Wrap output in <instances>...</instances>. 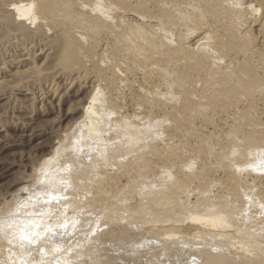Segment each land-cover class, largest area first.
Instances as JSON below:
<instances>
[{
  "label": "bare ground",
  "instance_id": "1",
  "mask_svg": "<svg viewBox=\"0 0 264 264\" xmlns=\"http://www.w3.org/2000/svg\"><path fill=\"white\" fill-rule=\"evenodd\" d=\"M52 1L53 0L44 1L42 4L36 6L33 2L27 3L25 0H16L15 2H10V4L7 3V6L4 5L6 7H4V10L12 15L14 22H18L17 27L12 29V31L25 37L27 35L25 32L29 30V27H26L28 24L37 23L39 17H43L44 20H42V22L47 20L52 24V22H54L53 20H55L57 23L58 21L55 18L58 16V20H60V17L63 18V20H68L69 25L74 26L72 29L77 30L74 32H78V37L76 36V38L83 42V44H87L86 41L88 40L86 37L88 35L85 37L84 35L86 34H84V31L98 34L106 30L107 33L112 36L119 32L124 22L121 17V23L114 24V21L119 16L116 18L114 17L113 19L115 20L113 21L111 17L113 14L109 12L111 10L117 11L116 5L113 4V0L112 2L109 0L110 3H107V0H96L90 2V4L87 2L89 5H92V8L91 6L89 8L87 3V5L80 6V9L84 11L85 9H91L90 12L93 17H90L86 13L87 11H82V14H80L81 12L78 13V11L74 9V6V8H72V5L75 4L73 0H70L71 7L69 0L62 2L59 0L60 3L57 0L56 2L59 3L57 5L62 9L60 10L58 8V10L63 12L59 13V11L57 13V5ZM78 1L81 2V0ZM142 1L145 0H138V2ZM231 1L233 2V0H211L212 5L217 9H222L223 12L227 11L228 4L230 6L234 4L231 3ZM255 2L260 3L261 0H247L245 3H241H243L242 5L247 4L245 9H249L250 11V9L254 8L253 3ZM115 4L117 3L115 2ZM166 4L167 2L164 0H159L156 7L162 8L166 6ZM191 4L192 3H190V5ZM190 5L188 4L186 6ZM233 6L231 8H234ZM108 9L110 10L108 11ZM114 11L112 12L114 13ZM233 11H236V9ZM241 11L243 10H238L237 13L233 12V14L228 15L227 19H225L226 21L224 20L227 26H224L226 28L230 27L231 29L235 27V32L237 34L239 33L237 30H243V28H245L244 26L248 25L246 28L247 30L244 33H239V37L238 35H234V37H236L233 40L236 42L239 40L238 43L233 42L230 45H226L224 48H222L223 38L221 37L217 38L215 43L212 42L210 44L211 41L209 42V40H212V29L215 30L214 27L218 23L216 20L219 21L218 18L215 20L216 24L212 23L214 22L213 20L211 23H206L198 20L195 15L189 14L183 18V23L167 25L165 19L159 14L151 15L150 17L141 16L140 19L145 25H137L134 27L135 31L140 33V40L136 43L135 50L133 51L134 53H131L133 54L132 58L135 57L136 59L133 63L136 62L138 64L140 63L138 60L144 58L142 63L144 60L147 64L150 61V66L158 68L160 74L157 75L158 77L156 80L158 84L156 86L159 89H161L160 87L166 88L168 91H164L167 96L176 94L173 93L175 87H178V89L183 88L184 92H188L187 95L189 100L199 104L211 99L220 98L221 96L229 98V94H233V92L237 90H242L243 93L237 99L248 102L246 99L260 92L259 90L251 91V89H256L253 85L256 84L257 81L264 80V18L260 19L258 22L250 21L251 18L248 17L251 14L249 16H244L247 13L243 15ZM258 11L257 9V13ZM108 13H111V15L109 14L108 16ZM227 13L225 15H227ZM47 21L45 24H50ZM59 22L58 25L61 23ZM41 24L42 23L39 25ZM45 24L43 25L45 26ZM58 25L55 26L57 27ZM49 26L50 25H48V27ZM41 28L39 29L41 30ZM45 28H47V26ZM54 28H52V25L50 26L53 32L54 30L56 31L58 27ZM235 28H233V30ZM173 29H179L180 31L183 29V37L181 36L180 40L176 38L179 40L177 41L175 39L174 43H176V41L178 42L176 44H172L173 39L171 36L173 34L171 30ZM251 29H253L257 36H260V40L259 37L257 38L259 41L257 50H252L253 48H251L252 46L254 47V45L251 46V44H255L256 38H254V41H249L250 39L248 40V38H246L248 33L252 32ZM175 30H173V32ZM180 35L181 34L178 35L179 38ZM256 35H253V37ZM79 37L81 39H79ZM247 41L248 43L253 42L248 45ZM107 44H105L106 46H104V49L100 50L107 51L110 48V44ZM231 46L235 48L229 51ZM255 47L257 48V46ZM24 49L23 52H25V50L27 52L20 53L19 51L22 55H19L18 58L16 56V62H25L29 60L28 56L33 55L28 51L29 49ZM123 50L125 49L119 48L116 51L119 54L123 52ZM146 52L149 53L148 57H145ZM13 55L15 56V54ZM178 56H181V59H178ZM224 56H227L228 59L226 60ZM126 57L128 56L126 55ZM105 58L104 60L106 61ZM122 58L121 62H123ZM255 59L256 61L253 62ZM117 60L116 64L113 63L115 66L112 64L113 68L110 66L112 68L111 75L113 79L121 78L126 71L130 70L127 68L124 74H122V70H120L122 63L120 64ZM132 60L134 59H131L130 62H132ZM105 61L104 63H106ZM108 61H110V59ZM249 61H252V63L256 65H253V68H251V62L249 63ZM125 63L127 62L125 61ZM125 63H123L125 65L124 67H127L128 65ZM181 63H183V65H179ZM34 67L36 66L34 65ZM129 68H131V66ZM147 68L148 67L145 69ZM122 69L124 70L123 67ZM151 70L149 69V71ZM33 71L36 73L35 68L32 72ZM156 74L157 73H155V75ZM155 75L153 74L152 76ZM152 76L147 78L148 86L153 80ZM112 77L110 81H112ZM109 78L110 77H108V79ZM125 78L127 77L125 76ZM122 79H124V77ZM102 80L105 81L104 78ZM106 81L108 82L109 80ZM114 83L117 84L116 81H114ZM144 84L146 85L147 83L145 82ZM189 85L195 88L197 87L196 89L200 87V93L197 92V94L196 91L190 93L189 91H192L190 89L194 87L188 90ZM156 86L155 88H157ZM195 88L194 90H196ZM41 90L40 88L38 90H24L28 92L24 95H28L29 97L37 96L40 98L46 95L45 90H43L44 92ZM143 90L144 88H142L141 91ZM179 90H177L178 92L175 90L177 94ZM158 91L162 93L160 90ZM161 91L163 90L161 89ZM145 92H147V89ZM43 93L45 95H43ZM159 93L158 95H160ZM162 94L164 95V93ZM151 95L150 97L155 96V94ZM254 98L256 99V97ZM113 99L114 98H112V102ZM255 99L253 100L255 101ZM153 101H148L152 106H148L150 110H147V115L140 118L145 113L144 111L141 116L140 114L139 116H137L138 114L133 116L136 121H142V123L139 124L130 122L132 119L129 120V117H127L128 115L116 114L115 111L109 107V103H107L108 106H106V101L100 100L99 89L89 97L87 104H83V114H81L79 119H75V123L72 125L74 126L73 130L71 132L68 130L70 133L62 136V139L57 142L58 147H55L56 149L53 150L55 151L54 156L50 158L44 157L46 159H43V161L41 160L42 162L39 164L38 168L36 167L35 173H32L36 177L35 185L38 187L35 186L36 188L29 190V197L23 202H19L12 211H9L7 214H5L3 210L0 211V264H120L123 262L128 252L132 253L134 257L139 256L142 258V255L140 256V253L138 254L140 248L142 250L141 254H145L146 258L147 256L148 258H152L155 264H264V235H262L264 231L261 230L258 224L252 226L254 224L251 222L253 220L258 221L257 219L262 218L261 224L264 225V215H260L261 217L258 216L260 218H254L253 220L252 218H248L244 223L241 222L242 224H238L232 220V215L228 210L222 209L223 206L214 202L213 198V203L211 202V205H200L203 207L202 212L199 209L200 206L198 207L199 210L196 211L190 209L189 213L185 216L183 224L178 229L163 231L160 234L156 233L160 230H155V228L159 229L165 227V223L161 221H151L150 219H148V221H143V219L147 220V218L152 217V213L144 212L146 207L152 203V199L156 195L166 191L168 186L166 181L167 179L168 181L172 179V174L167 171L168 169L166 170V167H160L161 170L163 169L162 175H167L165 184L156 185L152 179L149 181L147 180L148 178H146L139 187L136 186L141 183V181H139V178H141V167L138 168L134 161L130 160L129 155H139V153L148 148L153 141L154 125L149 122V118L153 117L151 116L153 115L151 113L154 112H152V110L159 106L155 104L156 101ZM108 102L110 101L108 100ZM164 104L162 106L166 107L167 105ZM172 109H175V107ZM172 109L170 111L167 110L168 113H171ZM242 109L244 108L242 107ZM247 110L245 112V110L238 109L235 113L230 112L231 117L246 118L257 116V111L255 113L254 110V112H247ZM119 111L117 112L119 113ZM172 112H176L175 115H183L181 109L176 108L175 111ZM164 115H167V113ZM135 119L132 121H135ZM3 130L4 129H0V134ZM160 135L161 134H159V136ZM164 142L163 144L166 146ZM254 152L255 151H252L251 154H258V158H264V149H259L255 153ZM102 162L106 163L107 171L104 175H101V179H99L100 165ZM145 166L147 169L149 168L148 171H150L152 167L151 159L146 161ZM108 167L110 168L109 171ZM121 169L126 170V173L124 172L122 174L126 176L128 181L126 185L124 184L120 187L117 179L120 178L118 172H120ZM158 174L157 177L162 176ZM164 176L163 179L165 180L166 177L164 178ZM96 178H98L100 182H98ZM237 183L236 185L241 187V184H239L241 182ZM231 184L227 186L229 187ZM28 188L29 187L24 186L22 189L25 191ZM157 188H160L159 191H154ZM249 188L252 192L258 190L257 185L250 186ZM226 191H228L227 194L230 193V190L226 189ZM127 195L129 200L124 202L121 197L123 196L125 198ZM135 197L139 199L138 206L136 207L135 205L136 208H134V205L131 204V206L133 205L131 208L128 206V203L135 199ZM256 221H254L255 224L257 223ZM142 228L149 229V231L154 229V231L151 230L150 233L147 234L146 231V233L140 232ZM154 235L159 237H155ZM24 236H27L28 239H23L22 237ZM194 242L198 244L195 243V245L193 244ZM208 242H210V246L211 242L215 243V246L210 247L209 244H207ZM223 242H225L226 247L227 244H229V249H224L225 244ZM223 244L224 247H221ZM207 246H209V248H207ZM147 263L149 264V262L145 264Z\"/></svg>",
  "mask_w": 264,
  "mask_h": 264
},
{
  "label": "rangeland",
  "instance_id": "2",
  "mask_svg": "<svg viewBox=\"0 0 264 264\" xmlns=\"http://www.w3.org/2000/svg\"><path fill=\"white\" fill-rule=\"evenodd\" d=\"M15 1L16 0H0V129H4L0 134V211L3 210L5 214L12 211L16 205L19 204V202H23L29 197V190L38 187L35 185L36 177L33 175L36 171L35 169L38 168L43 159L54 156L55 151L53 150L58 147L57 142L62 139V136H65V134H68L73 130L74 126L72 125H74L73 123H75V119H79L81 117L84 105L87 104L89 97L92 96L97 89H99L100 100H105L106 106H108L107 103H109V107L112 108L116 114H125L124 116L128 115L127 117H129V120H134V115L138 114L137 116H139L140 114L141 116L144 111L145 113L140 118L147 115V112L150 110L148 106H152L149 102L154 100L156 101L155 104L159 105L157 108L155 107L152 110V112L154 111L151 113L153 114L151 115L153 117L149 118V122L154 125L153 141L151 145L145 150H142L139 155H129L130 160L134 161L138 168L141 167V178H139L141 183L137 184V187H139L146 178H148L147 180L149 181L152 179L156 185L165 184L167 175H162L163 169L161 170L160 167H166V170L168 169L167 171L172 174V179L169 181L167 179L168 182L166 181L168 185L166 191L156 195L152 199V203L144 210V212L152 213V217L147 218V220L143 219V221H148V219H150L151 221H161L162 223H165V227L159 229L155 228V230H160L156 233L161 234L163 231H171L180 228L190 209L193 211L200 209L202 212L203 207L200 205H211L213 203V198L214 202L223 206L222 209L228 210L235 223L242 224L248 218H252L253 220L254 218H260V215H264V158H258V154H251L252 151L256 152L259 149H264V80L257 81V83L253 85L256 89H251V91L259 90L260 95L257 94V92L255 96H251L252 98L250 97L246 99L248 102L237 99L243 93L242 90H237L233 92V94H229V98L221 96L217 99H211L209 101L196 104L194 101L189 100L187 95L188 92H184L183 88H179V90L178 87H175L173 93L176 94L167 96V94H165V91L167 90L166 88L160 87L163 90L161 91V89L156 86L158 84L156 80L158 77L157 75L160 74V72H158L159 69L150 66V61L148 64L147 62H144L145 60L142 63L144 58H142V60H138L140 61L138 64L136 62L133 63L136 59L135 57L132 58L133 54H131L135 50L136 43L140 40V33L135 31L134 27L137 25H145L140 19L141 16L150 17L151 15L159 14L165 19L167 25L183 23V18L189 14L195 15L198 20L206 23H211L213 20L214 22L212 23L216 24L215 20L217 18L219 21L222 19V22L216 20L218 23L214 27L215 30L212 29V40H209V42L211 41L210 44L212 42L215 43L217 41L216 39L221 37L223 38L222 48H224L226 45L236 42L233 39H235L237 35L239 37L241 33H244L248 26H244L245 28L242 27L244 30L243 31L241 29L240 31L242 32L237 30L240 34L235 32V27H233L235 28L234 30L230 27V29L226 28L225 26L227 25L224 20L227 19L228 15L233 14V12L237 13L238 10H243L241 11L243 15L244 13H247L244 16H249L251 14L248 17L252 19H250V21L258 22L260 19L264 18V5H262L264 4L263 0H261L260 3H253L255 9L252 8L250 11L249 9H245L247 4H245L246 6L242 5L247 0H238L239 2L237 0H233L231 3L234 4H231V6L229 4L227 5L229 9H227L228 13L227 11L223 12L222 9H217L213 6V1L211 2V0H164L167 4L162 8L156 7L159 0H145L142 2H138V0H113V4L116 5L118 12H115L114 10L109 11L110 9H108V11L113 14L111 16L112 19L119 16L116 20L113 19V21L115 20V25L116 23H121L120 20L123 19L124 22L122 27L119 29L117 34L112 36L107 33L106 30L98 34L87 33L84 31V34L86 35H82L85 37L87 35L89 36L86 37L88 40L86 41L87 44H83V42L76 38V36L78 37V32H74L77 30L72 29L74 26H70L68 20H63L61 17L60 20H58V16L55 19L62 23L61 24L59 22V25L58 22H55V20L53 21L56 24L54 22L51 24V22H48L47 20L46 21L50 24H45L46 21L42 22V20H44L43 17H39L40 22L38 20L37 23L28 24L26 26L29 27V30L25 32L27 34L25 37L12 31V29L17 27L18 22H14L12 15L4 10V7L7 6V3L10 4V2L12 3ZM25 1L27 3L33 2L36 6H38L44 1L47 2L50 0ZM53 1L56 5L60 3L59 0V3L56 2L57 0ZM60 1L62 2L65 0ZM73 1H75L76 5L73 3L74 5H72V8L75 7L74 9L77 10L78 13L81 12L80 14H82V11H87L86 13L90 17L92 16L90 12L91 9H85L84 11L80 9V6L87 5V2L90 4V2H94L96 0H81L82 3L78 0ZM108 1L109 0H107V3H110V1ZM115 2L117 4H115ZM190 3L192 4L190 5ZM188 4L190 6H186ZM90 6L92 8V5H89V8ZM232 6L234 8H231ZM256 7L259 10L258 13ZM58 8L62 10L61 7L57 5L56 9L58 10ZM235 9L236 11H233ZM57 10L56 12L58 13L60 10ZM112 11H114L115 14ZM61 12L62 11L59 13ZM111 13H108V16L109 14L111 15ZM226 13L227 15H225ZM121 17L122 19H120ZM40 23L42 24L39 25ZM43 24H45V26ZM53 24L58 25V28ZM48 25H52V28H54V26L57 28L56 31L54 30L55 33L53 32V29H50V26L48 27ZM46 26L47 28H45ZM39 28H41V30ZM173 30H171V33L173 34H171L173 39L172 44L176 38L180 40L181 36L183 37V29H181V31L177 29L179 31L175 30V33ZM251 30L252 32L248 33L246 38H248V40L250 39L249 41H254V38H256L254 42L256 45L252 43L253 41L250 43H252L251 46H257V48L252 46V50H257L259 47V41L257 38L259 37L260 40V36H257L253 29ZM177 34H181L180 38ZM234 35L236 36L234 37ZM253 35L256 36L253 37ZM15 37H18L19 40ZM80 37L79 39H81ZM177 41L176 43H178ZM238 42L239 40H237L236 43ZM107 43L110 44V48L107 50L108 52L100 50L104 49V46H106L105 44ZM250 43H248V45H250ZM22 48L29 49L28 51L33 55L28 56L29 60L18 63L15 58L16 56L18 58L19 55H22L20 54L23 52ZM119 48L125 50L118 54L116 50ZM234 48V46H231L229 51H232ZM26 52L27 51L25 50L23 53ZM13 54H15V56ZM126 55L128 57H126ZM148 55L149 53L146 52L145 57H148ZM98 58L102 59L99 60ZM121 58L123 62H121ZM224 58L226 60L228 59L227 56H224ZM109 59L110 61H108ZM123 59L127 63H125ZM131 59L134 60L130 62ZM178 59H181V56H178ZM116 60L119 61L120 64L122 63V66L120 65L122 74H124L127 68L130 70L126 71V75L124 74L121 78H114V80L111 75V69L113 68L112 64L117 63ZM104 61L106 63H104ZM255 61L256 59L253 62ZM123 63L129 67L131 66V68L128 66L124 67L125 65ZM249 63L252 66L251 68H253V65H256L252 63V61H249ZM114 64L113 66H115ZM34 65L36 67H34ZM179 65H183V63ZM145 66L150 70L152 68L155 70L152 69L153 71H149L148 68L145 69ZM33 67L35 68L36 73H34L35 71L32 72L34 69ZM149 72H152V75H155V73L157 74L152 76ZM99 74H101L102 77ZM125 76L127 78H125ZM150 76L153 77L150 84L151 87L150 85L148 86L147 81V78ZM108 77L110 78L108 79ZM111 77L113 82L110 81ZM123 77L124 79H122ZM103 78L105 81L102 80ZM106 80H109L110 82H107ZM114 81H116L117 84L114 83ZM123 81L127 82L121 85L124 83ZM145 82L147 83V86L144 84ZM155 86L157 88H155ZM191 87L192 86L189 85L188 90ZM39 88L40 90L44 88L43 90H45L46 94L45 95L43 93L45 96H41V99L37 96L29 97L28 95H24L28 93L25 92L28 91V89L38 90ZM142 88H144L143 91H141ZM194 88L190 89L192 91L189 92L191 93L196 91V93H200V87L198 89H196V87V90H194ZM146 89L147 92H145ZM43 90L41 91L44 92ZM158 90L164 93V95L159 93ZM175 90H179L180 94H177L178 91L176 92ZM149 93L155 94V96H153L154 98L150 97L151 94ZM158 93L160 95H158ZM254 97H256V99ZM112 98H114L113 102ZM253 99H255V101ZM108 100L110 102H108ZM163 104L167 105V109L165 106H162ZM170 106L172 108L175 107V109H181L183 115H175L176 112H172L175 111V109H172ZM241 106L244 109H242ZM160 108H165V113L163 109L161 112ZM236 108L245 110V112L247 109V112H252L254 110L256 113L257 111V116L246 118L231 117V113H235V111L238 110ZM171 109V113H168ZM117 111H119V113ZM162 113H167V115ZM132 120L130 122H136L139 124L142 123V121H136V119L135 121ZM159 134L161 135L159 136ZM163 142L166 143V146H164ZM149 159H151L152 163L150 171H148L149 168L147 169L145 166L146 161ZM100 166L99 179H101V175H104L107 171V165L105 162H102ZM109 169L110 168L108 167V171ZM124 172L126 173V170L121 169L118 173L121 175ZM157 174L162 176H158V178ZM120 175V178L117 177L119 178L117 180L121 187L124 184L126 185L128 180L125 175L122 174V177ZM163 176L164 178L166 177L165 180L163 179ZM244 177L247 181H249L247 182ZM98 178H96V180L100 182ZM237 182H241L239 183L241 184V187L236 185L238 184ZM229 184L231 185L228 187L227 185ZM247 185L249 187L257 185V188L260 191L257 190L252 192ZM22 186H27L29 188L24 191ZM224 188L230 190V193L227 194L228 191ZM157 189L154 191L158 192L160 188L158 190ZM121 199H123L124 202L129 200L128 195L125 198L122 196ZM131 201H129L128 206L132 208L134 205L133 207L136 208L139 202L138 197H135V199ZM131 204L133 205L131 206ZM257 220L258 221H251L252 224H254L252 226L258 224L261 230L264 231V225L261 224L262 218ZM254 221L257 223L255 224ZM151 230L154 231V229ZM145 231L147 234L150 233L149 229L147 230L142 228V230H140V232L143 233H146ZM262 235H264V232ZM195 243L196 242L193 244ZM212 243L213 242H211V246L210 242L207 244H209L210 247L215 246V243ZM223 243L225 244V242ZM224 244L221 247H224ZM209 246H207V248H209ZM228 247L229 244H227V247L225 244L224 249H229ZM221 249L224 250L223 248ZM129 253L130 252H128L127 255ZM139 253L140 256L142 255V258L139 256L134 257L132 256V253H130L128 256L126 255L127 257L125 256L123 262L121 263L145 264L146 262H149V264H155V261H153L152 258H148V256L146 258L145 254H141V248L138 254Z\"/></svg>",
  "mask_w": 264,
  "mask_h": 264
},
{
  "label": "snow or ice",
  "instance_id": "3",
  "mask_svg": "<svg viewBox=\"0 0 264 264\" xmlns=\"http://www.w3.org/2000/svg\"><path fill=\"white\" fill-rule=\"evenodd\" d=\"M54 199V198H53ZM23 239H28V237L27 236H24V237H22ZM29 242H31V241H29Z\"/></svg>",
  "mask_w": 264,
  "mask_h": 264
}]
</instances>
